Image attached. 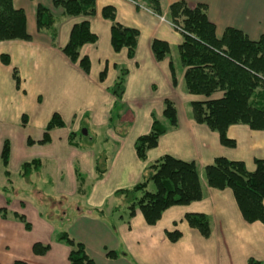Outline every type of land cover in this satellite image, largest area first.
Returning a JSON list of instances; mask_svg holds the SVG:
<instances>
[{
	"label": "crops",
	"instance_id": "1",
	"mask_svg": "<svg viewBox=\"0 0 264 264\" xmlns=\"http://www.w3.org/2000/svg\"><path fill=\"white\" fill-rule=\"evenodd\" d=\"M12 1L15 9L23 10L31 39L0 42V57L9 59L8 65L0 60V154L4 141H8V169L25 181L27 190L13 188L11 182L13 195H9L8 205L0 196V209L22 213L31 222V205L18 197L46 196L50 202H39L35 207L37 223L43 229L41 236L32 222H28L31 230L26 231L10 215L6 220L0 218V264H69V248L56 241L60 232L82 243L94 264L264 261V224L243 220L230 189H211L201 178L202 199L168 208L153 226L144 222L139 211L128 220L124 198L116 194L142 181L146 168L164 155L195 162L200 176L203 168L219 157L243 162L249 172L254 171L255 160L264 159V131L232 125L227 136L235 146L228 148L221 145L216 132L192 121L190 104L202 98L185 90L184 68L177 52L182 36L168 19L173 3L182 1L189 8L203 4L217 39L227 28H233L257 41L264 36V0H96L89 25L97 41L80 50V56L90 61L88 74L61 52L73 25L86 18L63 15L53 6L54 0ZM38 6L54 16L49 29L36 28ZM105 6L114 8L118 24L138 31L132 58L127 57L126 50L113 52L110 22L101 17ZM154 40L170 46V54L160 61L151 52ZM14 70L20 78L18 87L12 77ZM121 70L126 76L123 93L117 99L111 91ZM102 72L105 76L100 80ZM165 101L174 104L177 125L159 138L145 161H140L133 149L135 140L150 131L153 118L164 121ZM55 113L64 127L50 131L49 143L38 144ZM28 140L34 143L30 145ZM32 160L40 161V169L27 179L21 178L20 166ZM101 163L104 173L98 177L96 167ZM29 191L32 193L26 194ZM0 193L4 194L3 189ZM54 193L53 199L49 195ZM68 196L72 197V213L67 210ZM50 210L53 216L59 211V219L44 215ZM186 214H203L209 219L207 238L187 225ZM174 230L181 236L171 243L166 233ZM35 243L49 245V251L35 256ZM107 252H114L116 258L106 257Z\"/></svg>",
	"mask_w": 264,
	"mask_h": 264
},
{
	"label": "trees",
	"instance_id": "2",
	"mask_svg": "<svg viewBox=\"0 0 264 264\" xmlns=\"http://www.w3.org/2000/svg\"><path fill=\"white\" fill-rule=\"evenodd\" d=\"M96 0H54L53 6L60 8L67 17H83L84 21L73 25L68 40L62 48V54L85 74L89 73L90 61L80 56L83 46L94 44L97 36L90 30L89 19L95 15ZM156 11V2H153ZM101 17L110 22V46L113 52L126 50L127 57L132 58L136 50L138 31L126 28L116 22L115 10L105 6ZM170 23L181 33L182 42L177 47L178 58L184 68V87L188 94L201 97V101L190 104L191 119L204 125L218 134L222 146L233 148L235 141L228 138L227 130L232 125H246L253 131H264V36L251 41L245 34L233 28H227L222 37L215 36V26L208 20L207 9L203 4L189 8L184 2L173 3L168 8ZM54 16L45 7L38 6L35 13L37 30H45L54 24ZM31 36L26 30V17L21 9H15L12 0H0V42L29 41ZM170 46L163 41L154 40L151 52L156 61L170 54ZM1 63L8 65V56L0 57ZM173 74V65L170 63ZM105 72L100 74V80ZM126 71L121 70L120 77L112 89V94L119 99L123 93ZM12 77L18 87L20 78L16 70ZM163 122L153 118L150 131L139 136L133 149L138 160L145 161L149 150L156 147L159 138L169 129L177 125V113L171 101L163 103ZM25 124V120H22ZM64 127L58 114H53L45 126L43 137L37 143L45 145L50 141V131ZM28 144H33L28 140ZM10 158V144L4 141L0 161L7 169ZM253 172L246 170L243 162L230 161L219 157L202 170L195 162H186L170 155H164L146 168V176L142 181L129 189H121L117 195L124 198L127 218L132 219L139 211L144 222L155 225L163 212L173 206L188 205L203 197L201 178L207 187L216 190L230 189L238 210L247 223L264 224V159L255 160ZM40 169V161L32 160L20 166V176L27 179ZM98 177L104 170L96 167ZM4 174L9 177V172ZM152 184L154 191L148 190ZM3 192H11L6 188ZM8 205L9 199L5 198ZM18 221L26 231L31 230L30 224L22 214L0 209V218ZM187 225L196 230L202 237L210 234L209 219L203 214H186ZM181 234L178 230L166 233V238L175 243ZM56 241L69 248V264H94L87 255L82 243L71 238L67 233L60 232ZM49 245L35 243L32 253L44 256ZM106 257L116 258L114 252H107ZM248 264H264V261L250 259ZM12 264H26L14 261Z\"/></svg>",
	"mask_w": 264,
	"mask_h": 264
},
{
	"label": "rangeland",
	"instance_id": "3",
	"mask_svg": "<svg viewBox=\"0 0 264 264\" xmlns=\"http://www.w3.org/2000/svg\"><path fill=\"white\" fill-rule=\"evenodd\" d=\"M100 167L102 168V163L100 164ZM5 171H9L10 172V176L7 177L4 172ZM10 181V182H8ZM11 182H12V187L14 188H18L19 190L21 189H25V191L27 190V185L25 186L26 183H24L25 181H22L16 174L15 171L13 170H10L8 169H5L0 161V192H1V189H7L8 191H10L11 189ZM47 188V187H46ZM148 190L150 192H153L154 191V187L153 185L150 183L149 186H148ZM32 192L29 191V193H26V194H31ZM9 195L12 196L13 194H11V192H5L4 194L0 193V196H3L4 199L7 198L9 199ZM50 197H53V199L56 197V194H51L49 195ZM27 199V202H28V205H31L29 207V210H28V218L31 220L32 224L34 225L35 229H36V233H38L40 236L43 234V229L39 226V224L37 223V219H38V214L35 213V207H37V204L39 202H47L46 204H48L50 201L47 200L46 196H33V195H28V196H19L18 199ZM49 198V197H48ZM67 198V202H68V206H67V210L72 213V197L71 196H68L66 197ZM6 204V203H5ZM68 212V213H69ZM53 211L50 210V211H46L44 213V215L48 216V217H51V219H56V217H60L61 214L60 212L58 211L57 213H55V216H53ZM22 214V213H20ZM53 217V218H52ZM44 218V217H43ZM45 219V218H44ZM59 219V218H58ZM57 219V220H58ZM27 222H30L28 219H27ZM30 222V223H31ZM19 223V222H18ZM52 223H55V222H52Z\"/></svg>",
	"mask_w": 264,
	"mask_h": 264
}]
</instances>
